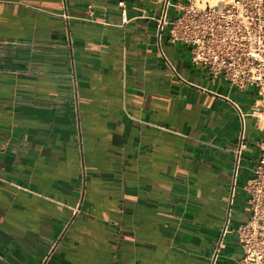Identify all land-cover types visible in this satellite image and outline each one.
<instances>
[{"label":"crops","instance_id":"1","mask_svg":"<svg viewBox=\"0 0 264 264\" xmlns=\"http://www.w3.org/2000/svg\"><path fill=\"white\" fill-rule=\"evenodd\" d=\"M168 1L171 17L187 0ZM165 6L0 0V264L241 257L234 104L244 126L255 91L212 80L165 31L158 45ZM248 134L257 153L254 119Z\"/></svg>","mask_w":264,"mask_h":264},{"label":"built area","instance_id":"2","mask_svg":"<svg viewBox=\"0 0 264 264\" xmlns=\"http://www.w3.org/2000/svg\"><path fill=\"white\" fill-rule=\"evenodd\" d=\"M168 5L167 0L158 19V45L161 33L165 31L169 42H182L189 47L191 63L204 69L212 80L220 77L238 90L255 87L250 115L260 137L255 143L256 157L249 167L251 175L242 185L246 194L245 218L232 231L241 249L236 264H264V0H221L215 5L187 0L181 5H173L176 14L171 17L167 13ZM126 20L125 9H122V22ZM235 105L242 119V130L239 146L234 150L238 161L232 191L240 157L246 148L244 114ZM227 222L228 218L222 235L227 231ZM219 244L220 241L216 252Z\"/></svg>","mask_w":264,"mask_h":264},{"label":"rangeland","instance_id":"3","mask_svg":"<svg viewBox=\"0 0 264 264\" xmlns=\"http://www.w3.org/2000/svg\"><path fill=\"white\" fill-rule=\"evenodd\" d=\"M203 1V0H201ZM208 1V0H207ZM245 89L254 92L255 87L247 86ZM252 98V97H251ZM253 106L250 105L248 108L249 110H252ZM253 123V118L247 116L245 119V125H244V138L245 140L248 139V132L250 131ZM247 143V141H246ZM242 160L239 161L238 164V170H237V177L236 182L234 186V190H236V196L234 197V202L231 204L232 209V216H235L238 211L240 212V222L244 220L245 216V198L246 194L242 190V185L245 183L246 179L251 175L249 171V167L252 165V162L254 158L256 157V150L255 148H252L248 146L247 149L242 151ZM241 158V157H240ZM231 214V213H230ZM233 218V217H232Z\"/></svg>","mask_w":264,"mask_h":264},{"label":"water","instance_id":"4","mask_svg":"<svg viewBox=\"0 0 264 264\" xmlns=\"http://www.w3.org/2000/svg\"><path fill=\"white\" fill-rule=\"evenodd\" d=\"M166 2H167V0H166ZM160 32L158 31V34H159ZM234 106L236 107V105L234 104ZM237 108V107H236ZM241 133V132H240ZM238 146H239V143H238ZM237 161H238V157L236 156V158H235V165H234V170H233V177H234V174H235V172H236V168H237ZM233 183H234V181H232V189H233ZM231 196H232V190H231ZM230 200H231V197H230ZM215 255H216V253L214 254V257H215Z\"/></svg>","mask_w":264,"mask_h":264},{"label":"bare ground","instance_id":"5","mask_svg":"<svg viewBox=\"0 0 264 264\" xmlns=\"http://www.w3.org/2000/svg\"><path fill=\"white\" fill-rule=\"evenodd\" d=\"M197 1V3H199V4H201V5H203L205 2H209V4L210 5H215L216 3H218L219 1H221V0H203V1H201V0H196ZM239 167V166H238Z\"/></svg>","mask_w":264,"mask_h":264}]
</instances>
